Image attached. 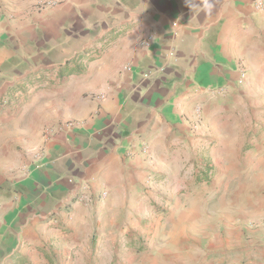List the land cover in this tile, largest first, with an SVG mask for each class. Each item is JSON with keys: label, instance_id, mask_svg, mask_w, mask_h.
Returning a JSON list of instances; mask_svg holds the SVG:
<instances>
[{"label": "crops", "instance_id": "1", "mask_svg": "<svg viewBox=\"0 0 264 264\" xmlns=\"http://www.w3.org/2000/svg\"><path fill=\"white\" fill-rule=\"evenodd\" d=\"M37 1L0 0V264H264V8Z\"/></svg>", "mask_w": 264, "mask_h": 264}, {"label": "rangeland", "instance_id": "2", "mask_svg": "<svg viewBox=\"0 0 264 264\" xmlns=\"http://www.w3.org/2000/svg\"><path fill=\"white\" fill-rule=\"evenodd\" d=\"M208 168V167H206ZM205 170V169H204ZM204 174V175H203ZM213 172L211 173L210 169H206V171H202L200 168L197 170V172L194 173V177L196 178L195 181H197L198 183H203L205 185H208L210 182H211V176H212ZM182 190H180L181 192ZM180 192H174V194H178ZM166 199H161V200H158V201H152V203L150 204V206H152V208L154 209L155 213L158 214V215H161L165 209L168 207V205L166 204ZM141 225H145V223H141ZM146 236L147 235H143L141 237H133L130 238V241H128V239H125L124 238V241L123 242H120L119 246H116V247H112L109 249L108 246H104V248H102V246H100V244L98 245L97 249L99 251V254H101V256H108V252L112 251V252H115L116 250L118 249H121L125 252V253H134V254H137L144 249V246H145V243H146ZM107 252V253H106ZM122 252V253H124ZM99 256V255H97ZM100 258V257H99ZM116 258V257H115ZM117 260L115 259L113 262H110L109 264H114ZM119 261V259H118ZM121 262V261H119ZM9 262H3L2 264H7ZM29 263L31 264H54V262L52 261H48V262H45V261H40V260H34V261H30ZM62 264H65L66 262H61ZM61 263H56V264H61ZM82 262H71V264H80ZM108 264V262L106 260L104 261H100V260H95L94 261H89V264ZM12 264H27L26 262L24 263H20L19 261L15 263H12Z\"/></svg>", "mask_w": 264, "mask_h": 264}, {"label": "built area", "instance_id": "3", "mask_svg": "<svg viewBox=\"0 0 264 264\" xmlns=\"http://www.w3.org/2000/svg\"><path fill=\"white\" fill-rule=\"evenodd\" d=\"M59 2H61V0H38L36 5L40 9H42V8L53 7V6L57 5ZM254 5H255V7L257 9H262V8H264V1L262 2L261 0H256ZM244 79H245V74L243 72H241L240 77H239V82L242 83ZM194 114L196 116H198L199 115V109H195ZM74 127H75V124L73 122H67L63 126H60V129H69V130H71ZM48 132L50 133L51 129L48 130ZM143 153H145V151H143ZM103 196H105V193H103Z\"/></svg>", "mask_w": 264, "mask_h": 264}]
</instances>
